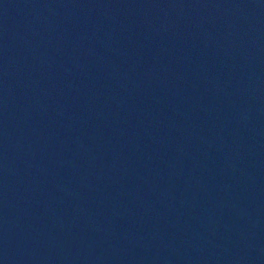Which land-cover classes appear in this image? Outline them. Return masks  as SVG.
Returning a JSON list of instances; mask_svg holds the SVG:
<instances>
[{"label":"water","instance_id":"1","mask_svg":"<svg viewBox=\"0 0 264 264\" xmlns=\"http://www.w3.org/2000/svg\"><path fill=\"white\" fill-rule=\"evenodd\" d=\"M0 264H264V0H0Z\"/></svg>","mask_w":264,"mask_h":264}]
</instances>
